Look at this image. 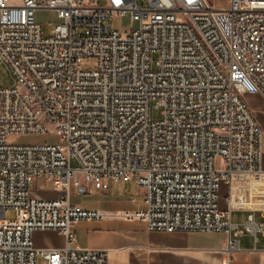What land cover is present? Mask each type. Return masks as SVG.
<instances>
[{
    "label": "built area",
    "instance_id": "built-area-1",
    "mask_svg": "<svg viewBox=\"0 0 264 264\" xmlns=\"http://www.w3.org/2000/svg\"><path fill=\"white\" fill-rule=\"evenodd\" d=\"M39 10L59 14L51 37ZM126 15L139 27L114 29ZM0 57L16 78L0 87V264H108V250L70 248L73 224L107 216L71 196L112 183L145 190L143 209L114 216L150 231L224 232L229 254L245 231L264 233L253 216L232 221L235 181L264 176V130L247 101L264 99V0H0ZM38 180L59 196H37ZM37 231L67 246L39 248Z\"/></svg>",
    "mask_w": 264,
    "mask_h": 264
},
{
    "label": "crops",
    "instance_id": "crops-1",
    "mask_svg": "<svg viewBox=\"0 0 264 264\" xmlns=\"http://www.w3.org/2000/svg\"><path fill=\"white\" fill-rule=\"evenodd\" d=\"M259 182L264 184V176H261ZM260 183L258 186L261 185ZM44 185L45 180H38L33 186L37 196L46 199L59 196L52 183L49 184L48 190L44 189ZM130 187L135 189L134 195L123 199L121 191ZM227 189L225 193H221L220 206L223 211L230 208ZM239 189L234 183L233 193L237 197ZM92 196L98 199L96 207L73 202L72 196L71 200L73 204L100 210L107 216L102 221H80L73 224L71 230L75 235V242L70 243L69 246L79 249L108 250L110 254L108 264H264V233L262 232L245 231L238 238L239 250L229 254L226 251L229 237L224 232L150 231L143 222L115 217V213L119 211H137L145 207V190L133 182L112 183L108 191H93ZM250 216H253L257 224H264V207H233L232 209V221L241 228L248 222ZM34 240L36 246L42 249H63L67 246L65 236L56 231H37Z\"/></svg>",
    "mask_w": 264,
    "mask_h": 264
},
{
    "label": "rangeland",
    "instance_id": "rangeland-1",
    "mask_svg": "<svg viewBox=\"0 0 264 264\" xmlns=\"http://www.w3.org/2000/svg\"><path fill=\"white\" fill-rule=\"evenodd\" d=\"M101 4H105V0H98ZM211 4L216 8H222L227 5V0H210ZM36 22L43 26L44 34L46 37H51L54 35L55 28L62 23L59 18V14L53 10H39L36 12ZM112 26L116 30L126 31L133 30L139 27L138 22H134L131 15H126L124 17L116 18ZM156 58V57H155ZM16 78L10 69L9 65L5 63L0 57V87L6 88L14 86ZM247 101L249 105L255 110L256 115L261 122L262 127L264 126V99L260 96H248ZM152 117L154 120H160L162 118V109L153 108ZM264 128V127H263ZM9 142L16 145H36V144H46V143H58V138L51 135H14L10 136ZM72 166L78 167V162L76 160L72 161ZM217 166L222 167L220 161L217 162ZM261 177H239L235 181L236 185L239 186V193L236 199L234 207L240 208H263L264 207V184H261ZM260 183L262 185L258 186ZM132 187V186H131ZM129 188L122 192L123 199H128L134 195V188ZM228 189H227V188ZM33 188V186H32ZM226 189L228 194L230 192L229 187L226 185L222 186V193H225ZM72 200L73 202H81L84 206L96 207L98 205V199L92 196V193L79 196L77 190H72ZM225 200V198H224ZM19 214L15 210H10L6 214V219L14 221L18 218ZM39 264H44L40 260Z\"/></svg>",
    "mask_w": 264,
    "mask_h": 264
},
{
    "label": "bare ground",
    "instance_id": "bare-ground-1",
    "mask_svg": "<svg viewBox=\"0 0 264 264\" xmlns=\"http://www.w3.org/2000/svg\"><path fill=\"white\" fill-rule=\"evenodd\" d=\"M237 195L232 192V203L235 204Z\"/></svg>",
    "mask_w": 264,
    "mask_h": 264
}]
</instances>
